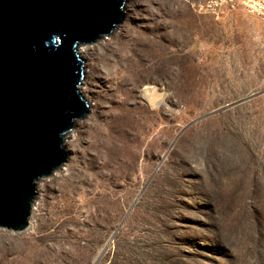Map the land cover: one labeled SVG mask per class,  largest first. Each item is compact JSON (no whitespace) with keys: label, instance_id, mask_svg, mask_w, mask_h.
<instances>
[{"label":"rangeland","instance_id":"1","mask_svg":"<svg viewBox=\"0 0 264 264\" xmlns=\"http://www.w3.org/2000/svg\"><path fill=\"white\" fill-rule=\"evenodd\" d=\"M196 1L79 46L88 111L0 264H264V23Z\"/></svg>","mask_w":264,"mask_h":264},{"label":"water","instance_id":"2","mask_svg":"<svg viewBox=\"0 0 264 264\" xmlns=\"http://www.w3.org/2000/svg\"><path fill=\"white\" fill-rule=\"evenodd\" d=\"M126 0H0V228L24 231L36 181L67 159L88 111L78 48L110 35Z\"/></svg>","mask_w":264,"mask_h":264},{"label":"built area","instance_id":"3","mask_svg":"<svg viewBox=\"0 0 264 264\" xmlns=\"http://www.w3.org/2000/svg\"><path fill=\"white\" fill-rule=\"evenodd\" d=\"M193 7L199 13L224 15L228 11L241 10L264 23V0H197Z\"/></svg>","mask_w":264,"mask_h":264},{"label":"bare ground","instance_id":"4","mask_svg":"<svg viewBox=\"0 0 264 264\" xmlns=\"http://www.w3.org/2000/svg\"><path fill=\"white\" fill-rule=\"evenodd\" d=\"M83 51L80 52V54H82ZM80 92V91H79Z\"/></svg>","mask_w":264,"mask_h":264}]
</instances>
